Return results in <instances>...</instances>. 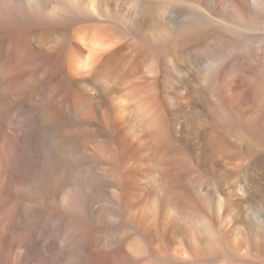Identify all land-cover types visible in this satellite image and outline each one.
<instances>
[{
	"label": "bare ground",
	"instance_id": "6f19581e",
	"mask_svg": "<svg viewBox=\"0 0 264 264\" xmlns=\"http://www.w3.org/2000/svg\"><path fill=\"white\" fill-rule=\"evenodd\" d=\"M0 264H264V0H0Z\"/></svg>",
	"mask_w": 264,
	"mask_h": 264
}]
</instances>
